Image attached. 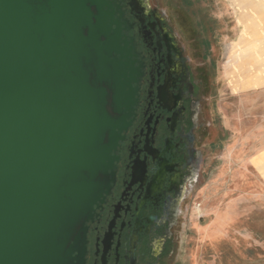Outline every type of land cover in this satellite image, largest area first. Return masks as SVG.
Masks as SVG:
<instances>
[{
	"label": "water",
	"instance_id": "1",
	"mask_svg": "<svg viewBox=\"0 0 264 264\" xmlns=\"http://www.w3.org/2000/svg\"><path fill=\"white\" fill-rule=\"evenodd\" d=\"M118 0H0V264H87L142 65Z\"/></svg>",
	"mask_w": 264,
	"mask_h": 264
},
{
	"label": "flooded vegetation",
	"instance_id": "2",
	"mask_svg": "<svg viewBox=\"0 0 264 264\" xmlns=\"http://www.w3.org/2000/svg\"><path fill=\"white\" fill-rule=\"evenodd\" d=\"M118 2L143 76L115 185L89 230L87 264H167L203 163L212 87L197 46L167 12L150 0Z\"/></svg>",
	"mask_w": 264,
	"mask_h": 264
},
{
	"label": "rangeland",
	"instance_id": "3",
	"mask_svg": "<svg viewBox=\"0 0 264 264\" xmlns=\"http://www.w3.org/2000/svg\"><path fill=\"white\" fill-rule=\"evenodd\" d=\"M230 1L241 6L150 0L197 46L212 87L203 163L167 264H264V185L248 164L264 129V0Z\"/></svg>",
	"mask_w": 264,
	"mask_h": 264
},
{
	"label": "crops",
	"instance_id": "4",
	"mask_svg": "<svg viewBox=\"0 0 264 264\" xmlns=\"http://www.w3.org/2000/svg\"><path fill=\"white\" fill-rule=\"evenodd\" d=\"M228 1V6L229 8L231 9L232 8V4L233 2H231L230 0H226V2ZM233 5H239L238 3H235ZM241 6V5H239ZM236 13L238 12L237 9H235ZM237 22V21H236ZM237 35L239 33V27L237 26ZM236 35V37H237ZM262 85H264V83L260 84L259 86L257 87H262ZM230 89V87H229ZM231 90V89H230ZM233 95H236V93H238L239 91L237 92H232L230 91ZM262 120H263V123H264V113H262ZM264 129H262L261 133H263V139H262V146L261 148H259L260 145H257L255 151L250 154V156L248 157V164L250 166L253 167L254 171L256 172V176L258 177L257 180L259 182H261L263 185H264Z\"/></svg>",
	"mask_w": 264,
	"mask_h": 264
}]
</instances>
